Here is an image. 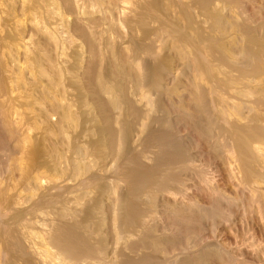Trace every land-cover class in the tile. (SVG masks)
Here are the masks:
<instances>
[{"label":"bare ground","instance_id":"6f19581e","mask_svg":"<svg viewBox=\"0 0 264 264\" xmlns=\"http://www.w3.org/2000/svg\"><path fill=\"white\" fill-rule=\"evenodd\" d=\"M67 1L69 2V0ZM107 1L108 0H70V3L74 2L77 8L75 6L73 8L78 9V11L80 10L81 13L82 11L88 10L86 7L88 5L94 6L95 4H98L100 8L102 6L104 8L106 7V10L108 7L109 11L105 10L103 12L104 16L108 19L110 15L112 18V10L115 11V9L112 8L111 13L109 7L111 6L112 2L109 6ZM138 1L139 0H137V5H139L140 8L142 7V9H147V7H143V5L147 4L146 6L148 7L157 8V10L159 9L162 14L163 12L168 13L169 11L171 12L173 10L174 13H171L174 14L173 16L176 15L178 20L172 19L170 13H168L170 15L169 19H160L162 17H157L153 19L151 18V20L148 17L146 18L147 14L149 13L146 12L147 14H145V12H142V10H140V8L135 4V14H132L133 17H129L130 21H128V19L126 20L129 22V24H125L128 26L125 27L128 28V31H126L129 32V35L126 34V37L125 33H123L125 31L118 30L120 26H116V28L118 27V34H124L126 37L121 39L128 38L126 41H129V44L128 42L126 43V41H124L125 39L123 40L126 45H132V49L130 48L132 50L130 51V54L132 53L131 56H129L130 54L128 55V53L124 52L126 51L125 49L124 51L119 49L122 47L120 46L122 42H116L120 44L118 45L120 47H117L118 49H114V52L116 50L115 53L113 52L116 56L113 61L116 60V63L120 65L118 66V68L120 67V71L117 70V66L114 68H116V71H119L118 73L123 77V79H117L114 81V83H111L109 81L111 78H107L104 76L105 74H101L103 76H100V74L97 73L99 75L95 76L96 74L94 73L96 72L93 71V73L90 71L93 73L92 75H94V78L92 75L90 76L93 80L92 82L90 81L93 85V89L91 90H93V92L96 94L97 99L96 101L95 96H93L95 102L93 99H91V101L94 103L91 102L87 97V90L85 86L83 87L85 89H83L76 83L75 86L77 85L79 88V94L77 93L78 100L76 99L77 96L74 98L77 100V102L79 101V105H74L77 102L74 101L73 104V101L68 100L69 98L65 96L67 91L65 92L63 90V86L66 88V85H64L66 80H63L64 68H60V64H58V67L56 64L52 63H57L58 59H55V57L53 60L52 57H50L51 55L48 56L53 61L48 58L46 53L48 49L45 46L43 47L45 50L47 49L46 51H43V48H40L42 51H36L38 46L43 45L42 40L47 41L51 45L54 44L53 46L62 43V40L64 39L60 35L63 32L60 33L58 31L59 26H57L60 23L56 25L57 22L55 21L57 18L54 17L55 20L54 18H51L54 15H47L49 17L51 16L50 18L47 17L48 20L52 19L50 20V23H48L49 21L46 20L48 21L47 23L49 25L52 21L55 22L53 23V26L51 25V28L48 27V24H44V22L41 23L40 19V22L36 20V25H34L36 28L34 29H36V33H38V35L43 33V36L40 38V40H36L35 44L37 47L35 46L36 48H34V52L32 51L30 53L29 62L31 61L30 63L34 64L32 66L33 68L35 66L37 70L36 74H38V76L41 78L40 79L38 77L41 83L38 80H35L38 82V85L40 83L38 87L41 86L40 93L42 97L39 98H42V100L45 99V101L47 100L50 103L49 104L46 101L47 104H49V106H51L55 111L54 115L58 114V119H54V121L51 120L52 117L48 118V116H51V113L54 111H50L51 113L45 112V104L44 106L42 105V109L45 110L44 113L42 112L43 110L41 107H37L38 105L36 106L35 100L37 99H34V102L31 101L36 97H31L32 99L29 98L30 101H28V99L26 104H24L20 99L24 106H26V109L24 110L30 112L29 114L32 112L34 114V120L32 119L33 123H31L32 121L30 117L33 115L30 116L28 113H26L29 115L31 122L28 120V116L27 120L29 123H31V125L34 124L32 126H34L38 131L35 133L36 135L26 134V136L22 137V139H17L19 136L16 137V135H19L20 131H18V129L20 128H15L17 129L16 134L15 129L12 128V125L10 124V119L8 118L9 116H7L5 120L3 119L6 122V125L9 126H4V128H7H5L6 136L8 134V136L16 138L17 144L14 143V145H16L15 149L17 146L18 150L21 149L19 145L21 146V144L24 142L27 143V146L28 142L30 143V141H32L33 143L32 145L30 143V147L32 149L29 148L30 150L27 151V153L29 152L28 154H30L28 155L29 157L26 155L27 158H24V155H22L21 161L14 158V161L16 160L17 163H14L16 165L13 168V171L18 172V181L7 183L8 180L6 179L7 182H3L6 186H3L2 181H0V264H212L213 262L219 264H240V262H237L236 257L233 255L234 253L231 254L226 249L219 248L218 245L217 247L212 243L204 242V230H206L207 227L209 229L216 228L215 225L218 221L222 220L223 223V220L231 214L233 211L232 209L238 206L240 202H243L247 208L257 207L262 214V216H260L261 214H259V216L264 217V32L263 34L261 33V36L255 29L256 26H260L264 30V17H261L260 21L253 25L250 23L251 21L249 20V16H244L242 14L243 16L241 19V13L238 11V8L240 9L241 4H243V1L241 0H183L186 1V3L184 2V6H186L184 7V10L182 8L180 13L177 11L179 9L177 8L176 0V2L174 0H143L139 3ZM7 2L5 3L7 4ZM35 2L38 4L35 5V3H33V5H35L34 7H31L30 5V8H32L31 12L36 10V12L34 11L35 14L42 15V13L44 14L46 12L45 7H47L48 4H52L53 0H35ZM258 2L261 3L256 8L257 12L262 13V11H264V0H260ZM10 4H12V1ZM106 4H108V6ZM13 5L10 6L13 7ZM66 5L68 6L67 3ZM113 5L118 4H115L114 2ZM120 5L119 7L122 6ZM10 6L8 7L10 8ZM97 6H95L96 9H98ZM180 6L178 5V7ZM95 7H92L91 10L89 8L90 11L87 12H91L92 9L93 12H95ZM196 7H198L197 9L200 10L199 13V10L195 11ZM14 8L13 10H15ZM127 8H123V10H127ZM22 9L23 11L26 10L24 7H22ZM150 9L151 8L147 10ZM9 12L8 15L5 13L7 15V17L4 16L5 20L8 18V16L14 13L11 10L12 14L9 15ZM17 12L15 11V13ZM48 12L50 14L54 13H51L52 9L51 11L47 9L46 14ZM87 12H85L86 15L90 16V13L87 14ZM120 12L122 13L123 11ZM23 14H26V12ZM91 14L94 15L95 13ZM103 14L100 13V16L103 17ZM137 14L141 15L140 18H136ZM164 14L165 17H168L166 13ZM19 15L17 14L16 16ZM40 15L38 17H40ZM152 15L148 16L151 17ZM2 16L0 15V18ZM47 18H44V20ZM59 18L60 17H58V20ZM89 18L88 21H90ZM104 18H102V20ZM111 18L109 17L111 22L104 20L110 25H107L110 27V29L106 26L105 27L108 28L110 32H112L111 29L113 32H116L114 23L117 24V22L114 20L112 25L111 23L113 20H111ZM252 19H254L253 16ZM5 20L3 21L5 22ZM85 20L87 19L85 18ZM117 20L119 19L117 18L116 21ZM169 20L171 22L179 21L181 26V23H183V26L185 24V26L181 27L178 25L179 22H176V25H178L179 28L175 27L176 25H173L175 23L171 24ZM92 21L89 22V24L92 23ZM104 21L103 23L106 24ZM7 22H11V24H8V26L10 25L11 28L14 27L13 23H21L18 20L16 22L13 20H8ZM7 22H5L6 27H8ZM87 23L84 24L88 25ZM93 23L91 24L92 28L95 26L96 22L94 24ZM153 23L154 25H157L158 23V25L154 26ZM205 23H207V26H205ZM18 25H22L23 27V24ZM18 25H16L17 28H19ZM97 26L94 30H97L100 25L98 27ZM22 27H20V30H22ZM62 27H60V29ZM11 28L10 30H12ZM3 29L5 30V28ZM14 29L15 31L17 30L16 28H13L11 32H13ZM34 29L33 31H35ZM92 30L90 28V31ZM97 31L94 32L98 34ZM11 32L8 34L11 35ZM17 32L20 34L19 31ZM17 32L16 34L13 33V38H11V40H18L24 37H20L21 35L19 36ZM22 32L26 31L22 30L21 33ZM95 33L93 38L96 36ZM14 35L16 37H14ZM114 35L116 34L114 33ZM108 37L110 36L108 35ZM9 38L10 36L8 39ZM17 40L15 42H17ZM107 40L109 41V39ZM103 41H105V39ZM165 41L167 43L171 42V47H169V43L168 49L164 46ZM90 42L91 41H89V43ZM11 43L9 41V45L15 44ZM157 43L163 45L161 47H165L166 54L169 53V48H173V50L175 48L176 50L174 51H176L177 56H179L178 60L186 59L185 64L187 65L185 66L184 64L183 67H186L187 69L186 71L184 70L185 68L183 70L190 77L188 78L190 80L189 83H187L188 86L186 84L188 80L183 79L185 74L184 72L182 73V77L180 75H176V77L177 80H179L177 81V84L183 80H186V82L182 83L187 86V93L184 89L186 87H183V84L181 83L174 85L173 87L171 86V88H169L168 85L166 86V80H168V76L170 74V77L173 76V70L171 69V66L173 65H171V60L173 61V64L177 60L175 61L173 60V57H170L171 51L169 57L164 52L163 53L165 56L160 54V49L164 50V48H160V45ZM17 44H19V42ZM63 44H61L60 47H63ZM109 44H115V42L112 43L111 41ZM15 48H17V45H14L13 52H15ZM27 48L28 47L26 46V49ZM55 48L57 50V47ZM10 49L11 51L13 50L12 46ZM26 49H24V52L27 54ZM126 49L128 48L126 47ZM8 51L10 52V55H12L10 56V60H12L13 57L14 62L17 61V56H13L14 53L12 52V54L10 50ZM30 51L28 50V54ZM9 52H7V55ZM18 52L19 51H17V53ZM176 52H174V54ZM60 53L62 54V51ZM100 53H102V50ZM56 54L59 55V53ZM29 56L27 55V58ZM143 56L146 59L144 66L142 67V64L139 66V62L136 63V60L134 61L133 59H139ZM177 56H175V58H177ZM131 57H133V59ZM27 58H24L26 59V62ZM8 59L9 57L6 58V61H9ZM48 59L50 60L48 61ZM132 61H134L135 65L132 64ZM26 62L23 63L26 64ZM29 62L27 63L29 64ZM49 62H51L50 67L46 64ZM181 63H184V61ZM28 64L26 65L28 66ZM9 66L11 67L10 64H6L5 58L4 61L0 63V73L2 72L1 74H3L4 78L6 77L7 80L8 77H12V75L9 73L11 72L10 70L16 69L13 66L11 69ZM222 66L223 68L226 66V71L225 69L223 71ZM67 71H69V68ZM8 73L11 75V77ZM22 74H26V72ZM175 74L176 73H174V75ZM187 74H185V77H187ZM109 75L112 76L111 73L108 74V77H110ZM3 76L1 75L0 79L4 84L5 79L2 78ZM33 76H35V74ZM20 77L18 74V78L16 77V79H21ZM129 77H132L133 79L130 80L133 81V86L134 82L136 84L137 88H135V94L138 92L137 89L140 90L144 88V90L142 89V93H140L142 95L141 97H143V99L140 98L142 99L141 101L143 104L140 105L141 103L139 102V97L137 99L140 103V106L136 104L135 100L133 102L132 99L129 98L131 97V93L128 94L129 85L125 83ZM176 77L174 76V79H176ZM180 78H182V80ZM22 80L23 78L21 81ZM24 80H28V78ZM74 80H76V74L75 77L73 75L72 81ZM16 81L17 80H15V82ZM23 82L18 83L17 81L16 83H21L23 85L20 86L23 88V91L24 89L28 90L27 88H24L28 86V83L24 82L23 84ZM29 82L31 89L29 90L32 91L31 84L33 85V81L31 82L30 80ZM173 84L175 83L173 82ZM34 85L33 88H36ZM181 85L185 92L184 95V92L181 90L182 87L180 89ZM255 85H257L256 92H258V95L260 94L259 97L257 96V99L255 98L256 96L254 98L253 96H250L251 94L254 95L255 93V90L253 89ZM69 87L65 90L68 89V91H70ZM77 87L74 89L77 90ZM58 90H63L62 92H65V97L63 96V98L58 99L61 94L63 95V93ZM9 91H11L10 88ZM180 91L183 93L180 94ZM24 92H26V94H24ZM24 92V95H27L28 93L31 95V92L29 91L28 93L27 91ZM34 92L39 94V91L36 92L34 90ZM55 92H59L60 95L55 94ZM35 93L34 96H37ZM89 93L91 94V92ZM104 94L108 95L107 99ZM153 94H156L158 97L156 101L154 100L157 97L153 100ZM19 95L21 96V94ZM57 95L59 96L57 97ZM102 95H104V98ZM255 95L257 94L255 93ZM251 97L253 98L252 100H256L250 102L252 101L249 99ZM12 98H14V96ZM15 105L16 104H14V106ZM32 105H34V108L37 109H33ZM24 106L22 108H24ZM77 106H79L77 108L78 110L74 108ZM123 106L124 108L126 107V116L124 119L122 118V121L120 119L119 127H115V120L119 119L116 118L117 115L113 117L112 111H120L121 109L123 112ZM224 106L226 108L223 109ZM262 108L263 111L261 112ZM38 109H41V111ZM214 109L217 112H215ZM37 110L40 112H36ZM99 112L102 114V116H99ZM157 112L161 114L159 115ZM172 113L175 114V117L171 116ZM26 114L22 113V115ZM45 114L50 115L47 116ZM118 115L122 114L118 113ZM20 117L22 119V116H19L18 118L20 119ZM146 118L149 119V128H147V123H145L146 121L144 120ZM24 119H26V116H24ZM12 120H14V118H12ZM15 120L18 122L17 119ZM140 120L142 121L141 124L145 123L142 124V126L145 125L144 127L147 126L145 129H148V131L145 129L143 130L147 132L146 135L144 134L146 137L144 138L147 143L145 141L144 142L146 145L149 143L151 148L155 150V153L153 152L154 156L149 157L151 162L147 160L148 157L143 153H141L140 156L135 153L138 150H136L137 147L134 148V142L137 144L136 142H139V140L136 139L137 141L135 140L133 142V138H135L133 136L134 131L137 130L135 129V127L137 128L136 122L139 121L140 124ZM175 121L180 122V124H182L184 121L185 124H188L187 128H190L188 127L189 125L191 128H193L192 133L194 132L195 136L198 137L196 141L200 139V144H202V142L205 144V149H207L208 153L211 154V156H213L216 161H220L218 162L221 164L224 178L226 182L232 186L233 192L236 191V194H229L225 191L226 189L223 190L224 188L220 189V186L217 184L215 185V179L213 178V180L212 177L208 175L209 173L207 172V169H205L206 167H197V162L193 163V161L195 162L194 159L196 155L198 156V154L195 156L192 155L191 149L187 144L189 141L185 143L182 137L178 134L180 133V129H175V126L177 128L178 125H175ZM23 124H27V122ZM15 125L19 126V124ZM78 128L81 132L78 130ZM191 128L189 130H191ZM24 129H26V127H24ZM78 131L80 132L81 136H79L82 137V140H80L81 138H77V136L75 139H72L74 134L78 135ZM137 132H135V134L138 136L139 133ZM19 138H21V133ZM76 138L79 140V142H74ZM142 139L140 140L142 141ZM121 142L122 144L120 145L121 147L123 145L124 148L122 151L119 150L121 151V154L118 153V155H120L121 158L123 157V168L121 170L122 173L120 176L119 174L112 175L111 171V176H108L110 175L109 173L107 174L108 168L107 170H104L106 168L103 166L102 167L104 169L97 167L100 162V165L103 164V160L105 161L104 164H106L107 159H102V161L99 160V158L101 159L100 155L102 153H107L105 151L107 149H109L110 152L112 151V153H115V151L119 152L117 149H119L120 146L118 145ZM144 142L142 141V143H138V145H145ZM26 143L23 145H26ZM23 145L22 147H24ZM145 148L148 149L146 146ZM0 149H2V147ZM27 149L28 147L26 150ZM138 149H140V147ZM17 154L18 153H16V155ZM138 154H140V151H138ZM148 154H150V152ZM91 155H99L100 157H91ZM104 156L102 155V158H104ZM111 156L110 159H112ZM89 157L98 163H95L96 165L93 164V162L91 163L92 160H90ZM24 159H29V162L26 161L27 163L24 162L23 164ZM107 165L108 164L105 166ZM110 169L111 168H109V170ZM119 169H121V167H119ZM9 172L10 171H8V173ZM185 175L187 177L190 176V185L192 184L195 186V190L197 189L199 194L205 198L203 203L200 200L199 202L198 200L189 197L191 194L188 193L189 195H187L189 190V182L186 183L184 181L189 180ZM249 175L250 180L247 179ZM90 182L94 183V185L92 187L89 186L90 188H88V183ZM185 185H187V188ZM106 211L108 212L107 221L105 218ZM248 211H250V209ZM158 215H160V217ZM158 218L161 220H158ZM105 230L108 234H106ZM213 230L214 232L217 231V229ZM208 232L211 233V231ZM107 235L109 237H107ZM110 240H112L111 243L115 242L118 244L120 249H117L118 245L115 246L113 243V246L116 247L114 250L112 245L108 244ZM108 245H110V247L114 250V254L116 250H119V253H116L117 255L115 254L116 257H111V252L109 251L110 247ZM114 254L112 255L114 256Z\"/></svg>","mask_w":264,"mask_h":264},{"label":"rangeland","instance_id":"374dc122","mask_svg":"<svg viewBox=\"0 0 264 264\" xmlns=\"http://www.w3.org/2000/svg\"><path fill=\"white\" fill-rule=\"evenodd\" d=\"M9 3H8V2ZM12 1V4H10V2ZM23 0H0V15L3 17V20H5L4 18V16H6L7 17V15H8V12H9V15L10 14H12L11 13V10H12V12H14L15 13V11L17 12V13H15V15H14V13L12 14V15H10V16H8V18H10V19H8V18H6V20L8 21V20H13L14 22H16L17 20L19 21V22H21V23H18V22H16V23H13L14 24V27L13 28H16L17 30L15 31V29H14V31L13 32H11L12 30H13V28H11V26L9 25L8 26V24H11V22H7L6 20H5V22H7V26L8 27H10L12 30H10V28H8V27H6V23L2 20V17L0 18V44H2V45H0V63L1 62H3L4 61V58H5V62H6V64H10L11 65V67L13 66V67H15L16 69H12L10 66V68L12 69V70H10L11 72H9L11 75H12V77L14 78H12L11 77V75H10V77L11 78H9L8 77V80H7V78L5 77L4 78V76H3V74H1L0 73V76L2 75L3 77L2 78H4L5 79V82H4V84H3V81H1V79H0V90L2 91V94H1V91H0V102H2V103H0V110L2 111V114H1V111H0V133H1V135H0V148L2 147V149H0V174L1 175H3V176H1L0 175V181H2V185L3 186H6L4 183H6L7 182V180H8V182L7 183H10V182H14V181H18L17 179L19 178V174H18V172H16V171H13V168L15 167V165L16 164H14V163H17L16 162V160L17 159H19L20 161H21V159H22V155H24V158H27V157H29L28 155H30V154H28L27 153V151H29L30 149L29 148H31L30 147V143H31V145H32V141H30V143L28 142V146H27V143L26 142H24V143H26V145H23V144H21V146L19 145V147L21 148V149H19L18 150V146H17V148L15 149V147H16V145H14V143L15 144H17V142H16V138H13V137H11V136H8V134H7V136H6V129L4 128V126H7L6 125V122L4 121L5 120V118H7V116H9L8 118L10 119H8L9 121H10V124L12 125V128H16L17 127V129H18V127L20 128V129H18V131H20L19 132V135H16V137H20V133H21V138H17V139H22V137H24V136H26V134H29V135H36L35 133H37L38 131L36 130V128L34 127V126H32V125H34V124H32L31 125V123H33V120H34V114H33V112L31 113V114H29L30 112H28L27 110H24V109H26V106H24V104H26V102H28V101H30V99L29 98H33V97H36V98H31L32 100L31 101H33L34 102V99H37V100H35L36 101V106L37 107H41V109H42V105L44 106V104L46 105V107L44 106V109L46 110H44V109H42L43 111L42 112H49V113H51L52 111H54L53 109H52V107L51 106H49V104H47V102L45 101V99H43L44 101H45V103H44V101L42 100V98H39V97H42L41 96V93H40V87H38L39 85H40V77L38 76V74H36L37 73V70H36V68H35V66H34V68H33V66L32 65H34V64H32V63H30L29 62V60H30V53L34 50V48H36L37 46H36V40L38 39V40H40V38L43 36V33H41V34H39L38 35V33H36V29H34V28H36L34 25H36V23L35 22H40L41 21V23H43L44 22V24L46 23V24H48V23H50V20H52V19H49L48 20V18L47 17H49V16H47V15H54V16H50L51 18H57L56 19V21L55 22H57L56 23V25L58 24V23H60L59 25H57V26H59V32L61 33V32H63L60 36L61 37H63V39L64 40H62V43L61 44H63L64 42V44L62 45L63 47H60V45L61 44H59V45H56V46H53L54 44H49L47 41H45V40H42V42H43V45H41V46H38L37 48H43L44 50L43 51H46L47 49V51H46V53H47V57L48 58H50V57H52V59L53 58H55V59H58L57 60V63L56 62H52V63H54V64H56V66H58L59 67V65L58 64H60L61 66H60V68L62 67V68H64L63 69V80H66L65 82H64V85H66V88H68L69 86L71 87H69V90L70 91H68V89L67 90H65L66 88L63 86V90L67 93V95H66V93L65 92H62V91H60V90H58V91H60L61 93H63V95L61 94L60 95V93L58 92H55V94H59V95H57V97L59 96V98L58 99H60V98H63V96H64V93H65V96L66 97H68L67 99L68 100H72L73 102V104H74V101L75 102H77V100H78V90H79V88L77 87V85L79 86H81L82 88L85 86V88H86V94H87V97L89 98V100L91 101V99H93V96H95V100L97 101V99H96V94L93 92V90H91V89H93V85H92V78L90 77L94 72H96V73H94V74H96L95 76H97V75H99L100 74V76H103V75H101V74H105L104 76H106L107 78H111V80L109 79V81L111 82V83H114V81L115 80H121V79H123V77L121 76V75H119V68H118V66H120L118 63H116V60L115 61H113L115 58H116V56L114 55V53L116 52V50H115V52H114V49H118L117 47H120V46H122V47H120L119 49H121V50H123L124 51V49L127 51H124L125 53H128V55L130 54V51H132L131 49H132V45L130 44V45H128L129 44V41H126V40H128V38L127 39H125L126 37H127V35L126 34H128L129 32H127L128 30V26L127 25H125L126 23H128L129 24V22L128 21H130L129 19V17H133V15L132 14H135V6L137 5V0H133V1H128V0H124L125 1V3H124V1L123 0H108L107 2H108V4H109V6H110V3L112 2V4H111V6L109 7L110 8V12H111V10H112V8L113 9H115V11L114 10H112V12L114 13H112V18H111V15L109 16L110 18H111V20H113L112 21V25H113V22H114V20H115V22H117V24H118V22H119V20H120V22H119V24L117 25L116 23H114V25H115V27L114 28H116V26H120V28L118 29V27L116 28V32H113V30L111 29V31L112 32H110V27H108L107 25H109L106 21H110V19H109V17H108V19L104 16V14H103V12L106 10V7L104 8L103 6V9H102V7L100 8V6L98 5V4H95L94 6H92V5H88L89 6V8H90V10H91V8L92 7H95V6H97V8L98 9H96V7H95V9H94V11L95 12H93V9H92V11L91 12H89L90 13V16H88V15H86V13L85 12H87V11H90L89 10V8H88V6H86L87 7V9L88 10H86V11H82V13H81V11L79 10L78 11V9H75V8H73L74 6L77 8V6L75 5V3L73 2V3H70V0H69V2L67 1V0H53V2H55V3H53L52 2V4H48L47 5V7H45L46 8V12H47V9L49 10V11H51V9H52V12L51 13H53V14H50L49 12L46 14V12L43 14L42 13V15H44V16H42V15H40V17H38L39 15L38 14H35V12H36V10H34V11H32L31 12V10H32V8H30V5H31V7H34L35 5H37L38 3H36L35 2V0H24L23 2H22ZM61 1V2H60ZM74 1V0H73ZM110 1V2H109ZM116 1H118V2H116ZM126 1H128V2H126ZM140 1H143V0H139L138 1V3L140 2ZM175 1V0H174ZM177 1V2H176ZM175 2L177 3V8L180 10H177L178 11V13H180L181 11H182V8H183V10H184V7L186 6H184V2L186 3V1H183V0H176ZM180 1V2H179ZM183 3H182V2ZM241 1H243L242 3L243 4H241V7H240V9L238 8V11L241 13H239L238 11H236L237 10V8H236V12H238L239 14H240V18L242 19V16L244 15V16H249L251 19H252V16H253V18L254 19H250L249 17V20L251 21H249L252 25L253 24H256L257 22H259L260 21V19H261V17H264V11H262V13H260V12H257V7L260 5V3L261 2H258V1H260V0H241ZM256 1V2H255ZM262 1V0H261ZM5 2H7V4L5 3ZM16 2V3H15ZM59 2H60V5H59ZM64 2V3H63ZM72 2V1H71ZM114 2H115V4H118V5H113L114 4ZM121 2V3H120ZM130 2V3H129ZM133 2H134V4H133ZM22 3H23V5H22ZM24 3H26V4H24ZM33 3H35V5H33ZM66 3L68 4V6L66 5ZM124 3V4H123ZM129 3V4H128ZM13 5V7L12 6H10V5ZM17 4V5H16ZM22 6H21V5ZM29 4V5H28ZM70 4H71V7H70ZM74 4V5H73ZM108 4H106L107 6H108ZM122 6H121V5ZM128 4V5H127ZM130 4H132V5H130ZM136 4V5H135ZM10 6V8L8 7V6ZM16 5V6H15ZM105 5V6H106ZM119 5L121 6V7H119ZM127 5V6H126ZM147 5V4H146ZM146 5H143V7L144 8H146L147 7V9H149V8H151L150 10H147V9H142V7L140 8L139 7V5H137V7H139L140 8V10H142V12H145V14H147L146 12H148L149 14H147V16H146V18L148 17L149 19H153V18H160V17H162V18H160V19H164V18H168L169 19V16L171 15V18L172 19H174V20H178L177 19V17H176V15L175 16H173L174 14H172V13H174V11L172 10L171 12L169 11L168 13H170V15L167 13V12H163V14L161 13V11L158 9L157 10V8H153V7H148V6H146ZM178 5L180 6V7H178ZM28 6V7H27ZM141 6V5H140ZM247 6V7H246ZM15 7V8H14ZM22 7H24V9H26V10H28V11H26V10H24L23 11V9H22ZM27 7V8H26ZM49 7H50V9H49ZM56 7V8H55ZM58 7H60V8H58ZM66 7V8H65ZM115 7V8H114ZM119 7V8H118ZM127 8V7H129V8H127V10L125 11V10H123V8ZM244 7V8H243ZM11 9V10H9V9ZM13 8L15 9V10H13ZM30 8V9H29ZM117 8V9H116ZM134 8V9H133ZM198 7H196L195 8V11H198L199 9H197ZM8 9V11L6 12V10ZM53 9H54V11H53ZM69 11H68V10ZM133 9V10H132ZM154 9V10H153ZM30 10V11H29ZM55 10H56V13H55ZM61 10V11H60ZM66 10V11H65ZM76 10V11H75ZM99 11V13H98V11ZM137 10H138V8H137ZM145 10V11H144ZM3 11V12H2ZM58 11V12H57ZM97 11V12H96ZM102 11V12H101ZM106 11H109L108 10V7H107V10ZM120 11H123L122 13L120 12ZM150 11V12H149ZM151 11H152V13H153V15L155 16H153L152 15V13H151ZM154 11V12H153ZM24 12H26V14H23ZM28 12H30V13H28ZM70 12H71V14H70ZM110 12H108V13H110ZM117 12V13H116ZM156 12V13H155ZM176 12V11H175ZM200 12V10L198 11V13ZM7 15H6V14ZM29 15H28V14ZM88 12H87V14H89ZM91 13H97L96 15L94 14H91ZM100 13H102L103 14V17H101L100 16ZM119 13V14H118ZM160 13V14H159ZM164 13H166L167 15H168V17L166 16L165 17V14ZM177 13V12H176ZM175 13V14H176ZM254 13H257V14H254ZM19 15V14H21V15H19V16H16V15ZM23 14V15H22ZM31 14V15H30ZM32 14H33V16H32ZM79 14V15H78ZM99 14V15H98ZM132 16H131V15ZM140 14V13H139ZM139 14H137V17L136 18H140V16L141 15H139ZM243 14V15H242ZM259 14V15H258ZM45 15H46V17H45ZM60 15V16H59ZM62 15H63V18H62ZM75 15V16H74ZM121 15H122V17H121ZM139 15V16H138ZM148 15H152L151 17L150 16H148ZM163 15H164V17H163ZM42 16V17H41ZM79 16V17H78ZM86 16H88V17H86ZM117 16V17H116ZM173 16V17H172ZM14 17H15V19H14ZM29 17V18H28ZM49 17V18H50ZM58 17H60L59 18V20H58ZM93 20H91L90 18ZM97 17V18H96ZM105 17V18H104ZM122 18V19H120V18ZM124 17V18H123ZM174 17H176V18H174ZM18 18V19H17ZM32 18V19H31ZM44 18H47V19H45L44 20ZM55 18H54V20H55ZM78 18V19H77ZM81 18V19H80ZM85 18L87 19V20H85ZM88 18H89V20L90 21H88ZM102 18H104L103 20H102ZM114 18V19H113ZM119 19V20H117L116 21V19ZM200 18H202V17H200ZM39 19H40V21H39ZM99 21V23H98V21ZM125 21H124V20ZM128 19V21H126ZM149 19H148V21H149ZM151 19V20H152ZM172 19H170V20H172ZM199 19V18H198ZM2 20V21H1ZM35 20V21H34ZM37 20V21H36ZM46 20H48V21H46ZM77 20V21H76ZM104 20H106V21H104ZM169 20V21H170ZM174 20H172V21H174ZM32 21H34V22H32ZM60 21H62V22H60ZM65 21V22H64ZM68 21V22H67ZM85 21V22H84ZM88 23H87V22ZM92 21V23L94 22H96V24L100 27H98L96 24H95V26L92 28V26H91V24L92 23H90L89 24V22H91ZM103 21L104 22H106V24L105 23H103ZM168 21V20H167ZM254 23H253V22ZM2 22H3V25H5V26H3L2 25ZM27 22V23H26ZM48 22V23H47ZM54 21H52L51 22V24L48 26L49 28H51L52 26H53V23H55ZM111 22V21H110ZM171 22V21H170ZM176 22H179V21H176ZM176 22H171V24H173V23H175V24H173V25H176ZM5 23V24H4ZM23 24V27H24V29H23V27H22V25H18V24ZM31 23V24H30ZM84 23H87L88 25H86V24H84ZM93 23V24H94ZM103 23V24H102ZM63 24H64V26H63ZM182 24V26H183V23H181ZM206 25L205 26H207V23H205ZM16 25H18L19 26V28H17L16 27ZM52 25V26H51ZM56 25H55V27H56ZM63 27H62V26ZM71 25V26H70ZM76 25V26H75ZM91 27H90V26ZM153 25H154V23H153ZM157 25H158V23H157ZM157 25H154V26H157ZM178 25H180V22L178 23ZM178 25H176L175 27H178ZM34 26V27H33ZM68 26V27H67ZM81 26V27H80ZM86 26V27H85ZM91 28V30L92 31H90V28ZM96 26L99 28V30H98V28H97V30H94V29H96ZM108 27V28H106V27ZM110 26V25H109ZM121 26H123V27H121ZM125 26H127V27H125ZM181 26V25H180ZM181 26V27H182ZM184 26H185V24H184ZM183 26V27H184ZM2 27V28H1ZM20 27H22V30H25L26 32H22L21 33V31L22 30H20L21 28ZM60 27H62L61 29H60ZM83 27V28H82ZM113 27V26H112ZM111 27V28H112ZM125 27V28H124ZM180 27V28H181ZM3 28H5V30L3 29ZM76 30H75V29ZM113 28V29H114ZM179 28V27H178ZM6 29H7V32L8 33H12L11 35L10 34H8L7 32H6ZM19 29V30H18ZM33 29L35 30V31H33ZM65 31H64V30ZM82 29V30H81ZM84 29V30H83ZM120 30V31H125V32H123V33H125V36H124V34H118V30ZM256 31H258V33L261 35V33L263 34V32H264V30L262 29V27H260V26H256ZM4 30V31H3ZM86 30V31H85ZM102 30V31H101ZM107 30V31H106ZM127 30V31H126ZM17 31H19L20 32V34L17 32ZM97 31L98 32V34L97 33H95V32ZM100 31V32H99ZM114 31H115V29H114ZM16 32L19 34V36L20 37H23L22 39H15V40H11V38H13V33H15L16 34ZM87 32V33H86ZM91 32H93V33H91ZM103 32V33H102ZM108 33V34H106V33ZM127 32V33H126ZM25 33V34H24ZM32 33V34H31ZM45 33V32H44ZM86 33V34H85ZM94 33H95V38H93L94 37ZM102 33V34H101ZM114 33L116 34V35H114ZM120 33H122V32H120ZM46 34V33H45ZM93 35V36H91V35ZM203 34V33H202ZM36 35V36H35ZM77 35H78V37H77ZM98 35V36H97ZM100 35V36H99ZM108 35L110 36V37H108ZM129 35V34H128ZM2 36H5V37H2ZM10 36V40L8 39V37ZM66 36V37H65ZM86 36V37H85ZM107 36V37H106ZM117 36H119V37H117ZM262 36V35H261ZM14 37H16L15 35H14ZM20 37H18V38H20ZM89 37V38H88ZM123 37H125L124 39H121V38H123ZM24 38H25V40H24ZM34 38V39H33ZM36 38V39H35ZM84 38V39H83ZM91 38H93V39H91ZM117 38V39H116ZM119 38V39H118ZM31 41H30V40ZM73 39V40H72ZM75 39V40H74ZM90 39V40H89ZM95 39H97V40H95ZM105 39V41H103ZM107 39H109V41L111 40V39H115V40H111L112 41V43H114L115 42V44H109L110 42L107 40ZM7 42H6V41ZM17 40V42H15ZM24 40V41H23ZM37 40V41H38ZM87 40H89V41H91L90 43H89V41H87ZM100 40V41H99ZM126 41V43L128 42V46H130V47H128L127 45H126V43L124 42V41ZM5 41V42H4ZM9 41H10V43L12 42V43H15L14 45L16 46L17 45V48H15L16 50H15V52H13L14 51V45H9ZM21 41H22V43H21ZM35 41V42H34ZM96 41H97V43H96ZM100 43H99V42ZM19 42V44H17ZM32 44H31V43ZM67 42V43H66ZM104 42V43H103ZM109 42V43H108ZM116 42H118V43H121L122 42V44L120 45V44H118V43H116ZM11 43V44H12ZM20 43H21V45H20ZM94 44V45H92V44ZM100 45H99V44ZM159 43H161V42H159ZM159 43H157L158 45H160V48H164V50L163 49H160L161 50V53L160 54H163L164 56H165V54H166V52H165V47H167V49H168V46L169 47H171V42H166L165 41V45L163 44V42H162V44L165 46V47H161V46H163V45H161V44H159ZM170 43V44H169ZM30 44H31V47H30ZM96 44V45H95ZM169 44V45H168ZM18 45H20V46H18ZM23 45H26L28 48L26 49V46H23ZM34 45V46H33ZM37 45H39V44H37ZM67 45V46H66ZM70 45V46H69ZM104 45V46H103ZM114 45V46H113ZM118 45H120V46H118ZM125 45V46H124ZM173 45V44H172ZM9 46V47H8ZM11 46H12V51H11ZM36 46V47H35ZM43 46H45L47 49L45 50V48L43 47ZM60 47V50H59V47ZM64 46H65V49H64ZM73 46V47H72ZM92 46H94V47H92ZM98 46V47H97ZM110 46V47H109ZM113 46V47H112ZM55 47H57V50H58V52H57V50H56V48ZM69 47V48H68ZM116 47V48H115ZM124 47V48H123ZM126 47L128 48V49H130V50H128V49H126ZM159 47V46H158ZM173 47V46H172ZM6 48V49H5ZM36 48V51H42V49H37ZM51 48V49H50ZM54 48H55V50H54ZM64 50H63V49ZM104 48V49H103ZM5 49V50H4ZM19 49V50H18ZM24 49H26V51H27V54H26V52H24ZM80 49V50H79ZM99 51H98V50ZM172 49V50H171ZM8 50H10L11 51V53L13 52L14 53V55L13 56H17L16 58H18V59H16L17 61H15L14 62V58L12 57V60H10L11 59V57L10 56H12V55H10V52L8 51ZM28 50L30 51L29 52V54H28ZM50 50V51H49ZM51 50H53V51H51ZM68 50V51H67ZM93 50V51H92ZM101 50H102V53H100L101 52ZM113 50V51H112ZM171 51V54H170V51ZM169 53L168 54H166V55H168V57H169V54H170V57H173L172 59L173 60H177L176 62H174V64H173V61L171 60V65H173V66H171L172 68V70H173V72L174 73H176L175 75H174V73L172 72V71H170V72H172V74H173V76L172 77H170L171 76V74L168 76V80H166V86L168 85V87L169 88H171V86L173 87L174 85H178V84H183L182 82H186V80H188L187 82H186V84L187 83H189V79L188 78H190L189 77V75L185 72L186 71V67H183V65L185 64V60L186 59H180L181 60V62L182 61H184V63H181L180 62V60H178V57L179 56H177V52L176 51H174V50H176L175 48H174V50H173V48H169ZM17 51H19L18 53H17ZM22 51V52H21ZM49 51V52H48ZM62 51V54L60 53ZM65 51V52H64ZM96 51H98V52H96ZM108 51V52H107ZM167 51V52H168ZM5 52V53H4ZM7 52H9V54L7 55ZM34 52V51H33ZM51 52V53H50ZM89 52V53H88ZM114 52V53H113ZM165 54H164V53ZM174 52H176L175 54H174ZM12 53V54H13ZM17 55H16V54ZM56 53H59V55L58 54H56ZM113 53V54H112ZM173 53V54H172ZM3 54H4V56H3ZM6 54V55H5ZM54 54V55H53ZM67 54V55H66ZM91 54H93V55H91ZM96 54V55H95ZM101 54V55H100ZM24 55H26V56H24ZM27 55L29 56L28 58H27ZM50 57H49V56ZM53 55V56H52ZM57 55V56H56ZM98 55V56H97ZM112 55V56H111ZM132 55V53L129 55V56H131ZM172 55H174V56H172ZM6 56H8L9 57V61H6V58H8V57H6ZM20 56H22V57H20ZM104 56H106V57H104ZM175 56H177V58H175ZM4 57V58H3ZM96 57V58H95ZM99 57H101V58H99ZM139 57H141V56H139ZM139 57H137V58H139ZM162 57V56H161ZM3 58V59H2ZM24 58H27V62H29V64L25 61L26 59H24ZM61 58H62V60H61ZM99 58V59H98ZM113 58V59H112ZM132 59H133V57H131ZM143 58V59H142ZM142 58H139V59H136V58H134L133 60L136 62V63H138V65L139 66H141V64H142V67L144 66V62H145V57L143 56ZM51 59V58H50ZM50 59H48V61L50 60ZM51 59V60H52ZM98 59V60H97ZM131 59V60H132ZM2 60V61H1ZM21 60V61H20ZM24 60V61H23ZM54 60V59H53ZM52 60V61H53ZM66 60V61H65ZM94 60V61H93ZM112 60V61H111ZM12 61V62H11ZM60 61V62H59ZM134 61H132V64H134ZM26 62V64H28V66L26 65V64H24V63ZM92 62V63H91ZM13 63V64H12ZM20 63V64H19ZM50 63L51 62H49V63H46L47 64V66H49L50 67ZM112 63V64H111ZM117 65H116V64ZM16 64V65H15ZM49 64V65H48ZM65 65V66H64ZM135 65V64H134ZM137 65V64H136ZM175 65V66H174ZM187 64H185V66H186ZM17 66V67H16ZM31 66V67H30ZM117 66V70H119V71H116V68H114V67H116ZM18 67H19V71H18ZM29 67V68H28ZM69 68V71H67V69ZM82 67V68H81ZM9 68V69H10ZM20 68H22V69H20ZM77 68V69H76ZM103 68V69H102ZM111 68H112V71H111ZM114 68V69H113ZM174 68H175V70H174ZM177 68H179V69H177ZM185 68V69H184ZM222 68H223V66H222ZM226 68V66L223 68V71H224V69ZM32 69V70H31ZM34 69V70H33ZM72 69H73V71H72ZM185 71H184V70ZM16 70V71H15ZM36 70V71H35ZM66 70V71H65ZM71 70V71H70ZM115 70V71H114ZM22 71V72H21ZM88 71V72H87ZM90 71H94L93 73L92 72H90ZM99 71V72H98ZM225 71H226V69H225ZM24 72H26V74H22V73H24ZM32 72V73H31ZM74 72V73H73ZM77 72H78V74H77ZM91 74H90V73ZM185 73V74H187V77H185V74H184V78L183 79H186V80H183L182 82H180V83H178L177 84V81H179V80H177V77H176V75L178 76V75H180L181 77H182V73ZM22 75H21V74ZM28 73V74H27ZM66 73V74H65ZM89 73V74H88ZM97 73H99V74H97ZM109 73H111V75L112 76H110V77H108V74ZM115 73V74H114ZM118 73V74H117ZM18 74H19V77L20 76H22V77H20L21 79L23 78V80L21 81V79H16V77L18 78ZM35 74V76H33ZM68 74H69V76H68ZM75 74H76V80H74V81H72V78H73V75H74V77H75ZM235 74V73H234ZM14 75H15V77H14ZM36 75H37V77H36ZM78 75V76H77ZM88 75V76H87ZM236 75V74H235ZM8 76V75H7ZM24 76V77H23ZM28 76V77H27ZM114 76V77H113ZM174 76L176 77V79H174ZM33 77H34V79H33ZM40 79H39V78ZM78 77H80V78H78ZM89 77V78H88ZM92 77L94 78V75H92ZM170 77V78H169ZM1 78V77H0ZM26 78H28V80H24V79H26ZM68 78V79H67ZM91 78V79H90ZM90 79V80H89ZM178 79H179V77H178ZM181 80H182V78H180ZM15 80H17L18 81V83L19 82H26V83H28L26 86L27 87H24V88H27L28 90H26V89H24V91H27V93H28V91L29 92H31V95H30V93H28L27 95H28V97L26 98V96L27 95H24V94H26V92H24L23 91V88L22 87H20V86H23L21 83V85L20 84H17L16 82H15ZM20 80V81H19ZM31 80V82L33 83V85H34V83L38 80L40 83H39V85L37 84L38 82H36V84L34 85V87H38L37 89L36 88H33V85L31 84V86H32V91H33V93H32V91H30L31 89H30V86H29V84H30V81ZM36 80V81H35ZM71 80V81H70ZM130 80H133L132 79V77H129V79H127L126 80V82H125V80H124V82L126 83V84H128L129 85V87H128V85H127V87H128V91H129V93L128 94H130V96L131 97H134V98H131V97H129L130 99H132V101L134 102V100H135V102H136V104L138 105V106H140V105H142L143 104V102L141 101L142 99H143V97H141L142 95L140 94V93H142V91L144 90V88H142V89H137V91L138 92H136V94H135V91H136V89L135 88H137L136 87V84H135V82H134V86H133V81H130ZM175 80H176V82H175ZM180 80V81H181ZM11 81V82H10ZM14 81V82H13ZM28 81V82H27ZM35 81V82H34ZM75 81H78V82H75ZM91 81V82H90ZM172 83H171V82ZM8 82V83H7ZM24 82H23V84H24ZM68 82V83H67ZM72 84H71V83ZM91 83V86H90V83ZM132 82V83H131ZM173 82L175 83V84H173ZM75 83L77 84L76 86H75ZM9 84V85H8ZM12 86H11V85ZM89 84V85H88ZM69 85V86H68ZM77 87V90H75L76 88L74 87ZM2 86V87H1ZM20 87V89H19V87ZM90 86V87H89ZM187 86H188V84H187ZM187 86L186 85H184L183 84V87H186V88H184L185 89V92L187 93ZM29 87V88H28ZM181 87H182V85L180 86V89H181ZM183 87H182V91L184 92V89H183ZM9 88H10V90L11 91H9ZM12 88V89H11ZM14 88V89H13ZM75 88V89H74ZM85 88H83V89H85ZM89 90H88V89ZM5 89V90H4ZM30 89V90H29ZM37 92V91H39V94L37 93H35L34 92V90ZM74 89V90H73ZM135 89V90H134ZM179 89V90H180ZM253 89L255 90V93L257 94V95H255V93H254V95H250V96H253V98L255 97L256 99H257V96L259 97L260 96V94L258 95V92H256V89H257V85H255L254 87H253ZM12 90H14V91H12ZM21 90V91H20ZM57 91V90H56ZM134 91V92H133ZM139 91H141V92H139ZM145 91H146V89H145ZM182 91H180L181 93L180 94H182L183 92ZM13 92V93H12ZM14 92H16V93H14ZM19 92V93H18ZM20 92H22V93H20ZM23 92H24V94H23ZM89 92H91V94L89 93ZM185 92L183 93V95L185 94ZM8 94V95H5V94ZM18 93V94H17ZM34 93H35V95H37V96H34ZM70 93V94H69ZM78 93V94H77ZM89 93V94H88ZM93 93H94V95H93ZM134 93V94H133ZM19 94H21V96L23 95L24 96V98H23V96L21 97ZM76 94V95H75ZM134 96H133V95ZM16 95V96H15ZM20 97H19V96ZM39 95V96H38ZM74 95V96H73ZM105 95V97H106V99H107V97H108V95L107 94H104ZM104 95H102V97L104 96ZM107 95V96H106ZM14 96V98H12ZM64 96V97H65ZM77 96V97H76ZM154 96V97H153ZM249 96V97H250ZM16 97V98H15ZM74 97H76V99L74 98ZM137 97V98H136ZM138 97H139V102L141 103H139L138 102ZM152 97H153V100L157 97L156 96V94L154 95H152ZM19 98V99H18ZM26 99V100H23V99ZM71 98H73V99H71ZM98 98V97H97ZM104 98V97H103ZM136 98V99H135ZM140 98H142V99H140ZM252 97L251 98H249L250 100H252L253 99ZM3 99V100H2ZM12 99H13V102H12ZM22 100V102L24 103H22L21 102V100ZM29 99V100H28ZM65 99V98H64ZM75 99V100H74ZM158 99V97L154 100V101H156ZM248 99V100H249ZM256 99H254V100H252V101H250V102H253V101H255ZM17 102H16V101ZM28 100V101H27ZM40 100H42V101H40ZM6 101V102H5ZM38 101V102H37ZM93 101H94V99H93ZM93 101H91V102H93ZM10 102V103H9ZM20 102H21V104H20ZM32 102V103H33ZM43 102V103H42ZM79 102V101H78ZM75 103L74 105H79V103ZM95 102V101H94ZM93 102V103H94ZM138 102V103H137ZM16 104L15 106H14V104ZM42 103V104H41ZM4 106H3V105ZM20 104V105H19ZM34 104V103H33ZM34 104V105H35ZM41 104V105H40ZM140 104V105H139ZM2 105V106H1ZM19 105V106H18ZM34 105H32L33 106V109H35L34 108ZM24 106V108H22ZM49 106V110L47 109V107ZM126 106V105H125ZM6 107H7V109H6ZM79 106H77V107H74L75 109H77ZM2 108V109H1ZM12 108V109H11ZM14 108V109H13ZM224 108H226L225 106L223 107V109ZM5 109V110H4ZM10 109V110H9ZM17 109V110H16ZM22 111H21V110ZM37 109V108H36ZM35 109V110H36ZM41 109H38V110H40L41 111ZM51 109V110H50ZM122 109H123V112H122V110L120 109V111L119 110H113L112 111V114H113V117L114 116H116V118L117 119H119V120H115L114 122H115V127H119V125H120V119H121V121H122V118L124 119V117L126 116V107L124 108V106L122 107ZM9 110V111H8ZM36 111V112H40V111ZM78 110V109H77ZM125 110V111H124ZM215 110V109H214ZM4 111H7V112H4ZM18 112V115H17V112ZM51 111V112H50ZM263 111V108H262V110H261V112ZM21 112V113H20ZM44 112V113H45ZM215 112H217L216 110H215ZM6 113V114H5ZM9 115H8V114ZM22 113L23 114H26V113H28L30 116L31 115H33V116H31L30 118H31V121H30V118H29V115H22ZM54 113H55V111L53 112V113H51V116H48V115H50V114H45V115H47L48 116V118H51L52 117V119L51 120H56V119H58V114H55L54 115ZM118 113L119 114H122V115H118ZM159 115L161 114V113H159V112H157ZM246 113L248 114V112L246 111ZM19 117V116H22V119H21V117H20V119L16 116V115ZM52 114H53V116H52ZM99 114V116H102V114L99 112L98 113ZM98 114H97V116H98ZM101 114V115H100ZM157 114V115H158ZM57 115V116H56ZM4 116V117H3ZM6 116V117H5ZM12 116V117H11ZM24 116H26V119H24ZM27 116H28V118H27ZM121 118H120V117ZM171 116L173 117H175V114H171ZM17 117V118H16ZM33 117V118H32ZM12 118H14V120L15 119H19L18 120V122L15 120V122H14V120H12ZM115 118V119H116ZM4 119V120H3ZM31 122V123H29V121ZM33 119V120H32ZM173 119V118H172ZM175 119V118H174ZM13 122H12V121ZM22 122H21V121ZM54 120V121H55ZM145 121V123H147L146 125L148 126H146L147 128H149V125H150V123L148 122L149 121V119H144ZM21 123H20V122ZM24 121V122H23ZM119 121V122H118ZM5 124H3V123ZM12 122V123H11ZM27 122V124H28V126H27V124H23V123H26ZM118 122V123H117ZM138 122V123H137ZM136 122V126H137V128L135 127V129H137V130H135L134 131V136L133 137H135V138H133V142L137 139V140H139V142L137 141L136 143L137 144H135V142H134V148L135 147H137V149L136 150H138V151H140V154H138V151L137 152H135V153H137V155H141V153H143L145 156H147L148 157V161H150L151 162V160H150V158L149 157H152V156H154L153 154L155 153L154 151V149H152L151 148V146H150V144L148 143L147 145H149V146H147L146 145V143H147V141L145 140V135H146V131H143L146 127H144L145 125H143L142 126V124H145V123H142L141 124V120H140V124H139V121H137ZM182 123V122H181ZM14 124V125H13ZM15 124H19V126H17V125H15ZM138 124H139V126H138ZM178 124V125H177ZM24 126V127H26V129H24V127H21V126ZM175 125H177V128H176V126H175V129H180L179 130V132L180 133H178L181 137H182V139H183V141H185V143H187L188 141H189V143H187L188 145H189V148L191 149V153H192V155H196V154H198V156L196 155V157H195V162L193 161V163H196L197 162V167H199V166H201L202 168H205V169H207V172L209 173L208 175L210 176V177H212V179L214 180V183H215V185L217 184L218 186H220V189H223V190H225L226 192H228L229 194H236V191H234L233 192V188H232V186L231 185H229V183H227L226 182V180H225V178H224V173H223V170H222V167H221V164H219V160H217L216 161V159L213 157V156H211V154H209L208 153V151H207V149H205L206 147H205V144H203V142H202V144H200L201 142V140L199 141V140H197L196 141V139L198 138V137H196L195 136V134H194V132L192 133V131H193V128H191V126L189 125L188 127H190L191 128V130H189L190 128H187V123L185 124V122L183 121V123L182 124H180V122H176L175 121ZM183 125H186V126H183ZM183 126V127H182ZM7 127H9V126H7ZM140 127H142V128H140ZM80 128V127H79ZM79 128H78V130H79ZM182 128V129H181ZM17 129H15V131H16V134H17ZM22 129V130H21ZM31 129V130H30ZM139 129V130H138ZM28 130V131H27ZM30 130V131H29ZM33 130V131H32ZM34 130H35V132H34ZM80 130H81V128H80ZM79 130V131H80ZM145 130H147L148 131V129H145ZM182 130V131H181ZM184 130V131H183ZM78 131V135L77 134H74L73 136H72V139H75V137L77 136V138H81L80 140H82V137H80L81 135H80V132ZM138 131V132H137ZM143 131V132H142ZM3 132V133H2ZM24 134H23V133ZM135 132H137V133H139L140 134V136H139V134H138V136H137V134H135ZM145 132V133H144ZM31 133V134H30ZM142 134V135H141ZM145 134V135H144ZM80 135V136H79ZM191 135V136H190ZM142 136H143V139H142ZM190 136V137H189ZM193 136V137H192ZM195 136V137H194ZM10 137V138H9ZM139 137V138H138ZM145 137V138H144ZM184 137V138H183ZM77 138H76V140L74 141V142H79V140H77ZM12 139H13V141H12ZM140 139H142V141L145 143V145L144 144H141V145H138V143L140 144V143H142V141L140 140ZM185 139V140H184ZM188 139H190V140H188ZM195 139V140H194ZM193 141H195V142H193ZM199 141V142H198ZM120 144H122V142L121 143H119V145L118 146H120L121 147V145ZM9 145V146H8ZM22 145L24 146V147H22ZM136 145V146H135ZM144 145V146H143ZM145 146L148 148V149H146L145 148ZM192 146V147H191ZM195 146V147H194ZM4 147V148H3ZM7 147V148H6ZM28 147V149L26 150V148ZM119 147V149H117L118 151L119 150H123V148H124V146L122 145V147L120 148ZM140 147V149H138ZM151 148V150H150V148ZM194 148V149H193ZM197 148V149H196ZM24 149V150H23ZM32 149V148H31ZM144 149H146V150H144ZM196 149V150H195ZM205 149V150H204ZM23 150V151H22ZM142 150H144V151H142ZM2 151V152H1ZM7 151H8V153H7ZM17 151H19V152H17ZM107 153H102L100 156H101V159L99 158V160H101L102 161V159H107L106 160V164H108L107 166H105L106 164H104L105 163V161L103 162L102 161V163L104 164H101L100 165V163L98 164V166L97 167H101L102 169H104V168H106V169H104V170H107V168H108V172H107V174L109 173L110 175H108V176H111V173H112V175L113 174H119V176H120V174L122 173V159H123V157L121 158L120 157V155H118V153H120L121 154V151H119V152H117V151H115V153H112V151L110 152L109 151V149H107V150H105ZM104 151V152H105ZM134 151H135V149H134ZM146 151V152H145ZM5 154H4V153ZM26 153V154H24V153ZM150 152V154H148ZM154 152V153H153ZM14 155H13V154ZM16 153H18L17 155H16ZM23 153V154H22ZM113 155H112V154ZM117 153V154H116ZM146 153V154H145ZM194 153V154H193ZM142 154V155H143ZM204 154V155H203ZM5 155V156H4ZM26 155H27V157H26ZM97 155V154H96ZM96 155H91V157L93 156H96ZM102 155L104 156V158H102ZM107 155V156H106ZM112 155V156H111ZM115 155V156H114ZM116 155H118L119 156V159H118V156H116ZM210 155V156H209ZM14 156H16V157H14ZM20 156H21V158H20ZM99 155L98 156H96V157H100ZM110 156H111V158L112 159H110ZM122 156V155H121ZM209 156V157H208ZM13 157V158H12ZM91 157H89L90 158V160H92L91 161V163L93 162V164H95L96 162H95V160L93 161V159H91ZM106 157V158H105ZM113 157H115V158H113ZM146 157V158H147ZM212 157V158H211ZM14 158L16 159L15 161H14ZM88 158V159H89ZM117 158V159H116ZM199 158V159H198ZM214 158V159H213ZM7 159H8V161H7ZM108 159H109V161H108ZM120 159H121V161H120ZM152 159V158H151ZM12 160V161H11ZM89 160V161H90ZM117 160H118V162H117ZM200 160V161H199ZM14 161V162H13ZM29 162V159H24L23 160V164H24V162ZM219 161V162H218ZM12 162H13V164H12ZM26 162V163H27ZM210 162V163H209ZM98 163V162H97ZM96 163V164H97ZM206 163V164H205ZM95 164V165H96ZM6 167H5V166ZM110 165H111V167H110ZM3 166V167H2ZM104 168H103V167ZM220 166V167H219ZM113 167V168H112ZM117 169H116V168ZM119 167H121V169H119ZM200 167V168H201ZM11 168H12V170H11ZM109 168H111L110 170H109ZM221 168V169H220ZM5 169V170H4ZM10 171L9 173H8V171ZM117 170V171H116ZM120 170V171H119ZM112 171V172H111ZM7 172V173H6ZM13 172H14V174H13ZM111 172V173H110ZM4 173V174H3ZM9 176H8V175ZM14 175V176H13ZM4 176H6V177H4ZM8 176V177H7ZM11 176H12V178H11ZM186 176V175H185ZM185 176H184V178H185ZM240 177H241V174H240ZM9 178H11V179H9ZM186 178H188V180L189 181H184V182H189L188 184H189V190H188V192H187V195H189V194H191L189 197H192L193 199H195V200H200V201H202V203H203V200H205V198L201 195V194H199V192L197 191V189L195 190V186H193L192 184L190 185V176H186ZM185 178V179H186ZM2 179H4V180H2ZM7 179V180H6ZM12 179H14V180H12ZM16 179V180H15ZM122 179V178H121ZM247 179H249L250 180V175L247 177ZM5 181V182H4ZM4 182V183H3ZM217 182V183H216ZM219 183V184H218ZM91 184V185H90ZM187 184V185H188ZM94 185V183H88V188H90V187H92ZM187 185H185V187L187 186ZM90 186V187H89ZM192 186V187H191ZM187 188V187H186ZM193 189V190H192ZM193 192V193H192ZM196 194H195V193ZM198 192V193H197ZM189 193V194H188ZM195 194V195H194ZM201 195V196H200ZM202 199H201V198ZM197 198V199H196ZM204 198V199H203ZM199 201V202H200ZM243 208V209H242ZM245 209V210H244ZM250 209V211H248V210ZM233 211V214H232V212H231V214H230V212H229V216L226 218V219H224L223 220V223H222V220L221 221H218V222H220V223H218L217 222V224L215 225V227L216 228H213V229H217V231H215L214 232V230L213 229H209L208 227V229L206 228V230H204V234H205V240H204V242H206V243H212L213 245H218L219 246V248H223V249H226L229 253H234L233 255L236 257V260H237V262H240V264H264V217H260V216H262V214L260 213V211H259V209L257 208V207H253V208H247L246 207V205L243 203V202H240L239 203V205L238 206H236L235 208H233L232 209ZM245 211V212H244ZM246 211H247V214H246ZM250 212V213H249ZM254 212V213H253ZM253 213V214H252ZM259 214H261L260 216H259ZM244 215V216H243ZM246 215V216H245ZM253 215V216H252ZM159 217H160V215H158ZM231 216V217H230ZM242 216V217H241ZM260 217V218H259ZM105 218H106V221H107V219H108V212L106 211V214H105ZM158 220H161V219H159L158 218ZM1 221V220H0ZM263 221V222H262ZM225 222V223H224ZM226 224V225H225ZM1 226V225H0ZM223 227V228H222ZM211 231V233H209L208 231ZM213 231V232H212ZM105 232H106V234H108L107 233V231L105 230ZM206 232V233H205ZM216 234V235H215ZM107 237H109L108 235H107ZM112 242V240H110V242L108 243V244H110V245H112V248L115 250L116 249V247L115 246H117L118 244H116L115 242H113L114 244H115V246H113V243H111ZM110 245H108L109 247H110ZM217 246V247H218ZM256 246V247H255ZM261 247V250H263V251H261L260 250V247ZM115 247V248H114ZM256 249H255V248ZM111 248V247H110ZM110 248H109V251L111 252V257H116L115 256V254L116 253H119L117 250L115 251V254L113 253V249L111 248V250H110ZM258 248V249H257ZM117 249H120L119 248V245L117 246ZM259 250V251H258ZM237 253V254H236ZM112 254H114V256L112 255ZM263 254V255H262ZM117 255V254H116ZM263 261V262H262ZM167 264V263H166ZM212 264H219V263H216V262H213Z\"/></svg>","mask_w":264,"mask_h":264}]
</instances>
